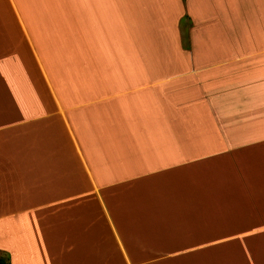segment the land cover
Returning <instances> with one entry per match:
<instances>
[{"label": "crops", "instance_id": "0c3cea01", "mask_svg": "<svg viewBox=\"0 0 264 264\" xmlns=\"http://www.w3.org/2000/svg\"><path fill=\"white\" fill-rule=\"evenodd\" d=\"M9 264H264V0H0Z\"/></svg>", "mask_w": 264, "mask_h": 264}, {"label": "trees", "instance_id": "16d2710c", "mask_svg": "<svg viewBox=\"0 0 264 264\" xmlns=\"http://www.w3.org/2000/svg\"><path fill=\"white\" fill-rule=\"evenodd\" d=\"M0 264H9L8 254L4 251H0Z\"/></svg>", "mask_w": 264, "mask_h": 264}]
</instances>
